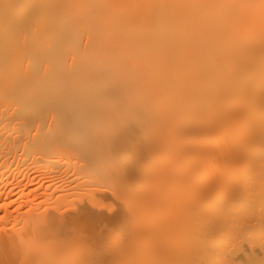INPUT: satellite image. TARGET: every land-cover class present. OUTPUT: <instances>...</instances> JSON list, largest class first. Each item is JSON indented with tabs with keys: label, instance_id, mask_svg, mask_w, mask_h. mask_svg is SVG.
Masks as SVG:
<instances>
[{
	"label": "bare ground",
	"instance_id": "6f19581e",
	"mask_svg": "<svg viewBox=\"0 0 264 264\" xmlns=\"http://www.w3.org/2000/svg\"><path fill=\"white\" fill-rule=\"evenodd\" d=\"M33 170L0 264H264V0H0L6 198Z\"/></svg>",
	"mask_w": 264,
	"mask_h": 264
},
{
	"label": "rangeland",
	"instance_id": "374dc122",
	"mask_svg": "<svg viewBox=\"0 0 264 264\" xmlns=\"http://www.w3.org/2000/svg\"><path fill=\"white\" fill-rule=\"evenodd\" d=\"M29 169L32 170V168H28V169L26 168V172H27ZM24 170H25V169H24ZM26 172H25V173H26ZM29 172H30V175L32 174L31 177H32V178H35V179H32V178L29 179V176H30V175L27 173V175H28V177H27V176L25 175L24 171H23V172H22V173H23V174H22V177H25V179H27V178H28V179L25 180V181H23L24 179H23L22 177H21V178H22L23 180H22L21 178H19L20 181H21V183H22V185H21V186H20V185L17 186V188H18V187H22V186H24V185L27 186V184H28L29 187H28V186H27V187H26V186L22 187V188H24V189H22V190H23L25 193H24V192L22 193V192H20L19 190L16 191V192H14V190H15V188H14V189H12V190H13V194H12L10 197H7V198H6V194H9L8 192H7V193L5 192L7 188L4 190L3 186L0 187V190L3 188L2 190H4V192H5V194H4V192L0 191V192H2V194H3V195L0 196L1 199H2V201L6 202V203H8V204H9L10 201L12 202V203L10 202L12 205L9 204V207H8V205H7V206L5 205V206L7 207V209H9L10 212L12 211V208H14L13 210L15 211V208H17V207H18V209H20L22 212H24L25 210H28V209L30 210V209H31V207H30L31 203H29V201H30V202L33 201V203H34V201H36V198H35L36 196H34V195H37V194L39 195V192H36V191H41V190H43V189H44V190L47 189V192H49L48 190H50V188L52 189V186H53V188H54V187H57V185H59V183H57L56 186L53 185V184H51V183H50L51 185L49 184V181H48L47 179H50V177L53 176V175H51V176L49 175V176H48L49 178L46 179L47 176H44V174H43V175L40 174V173L43 172V171H42V172H39L38 174H40L41 176H43V178H42L41 176H40L41 178H39V177L36 178L35 176H37V171L35 172V171L33 170V171H29ZM33 174H34V176H33ZM35 174H36V175H35ZM67 174H68V173H67ZM67 174H65V175L68 176ZM23 175H24V176H23ZM45 175H46V174H45ZM56 175L59 176V175H61V174H57V173H56L54 177H56ZM62 175H63V174H62ZM62 175H61V176H62ZM65 175H64V176H65ZM38 176H39V175H38ZM64 176H63V177H64ZM69 176H70V174H69ZM69 176H68V177H69ZM17 177H19V176H17ZM59 177H60V176H59ZM63 177H62V178H63ZM70 177H72V176H70ZM8 178L11 180V177H8ZM44 178L47 180V181H46V184H49L50 186L44 184L45 182H44V183L42 182V181L44 180ZM64 178H65V177H64ZM72 178H73V177H72ZM65 179H66V178H65ZM65 179H63V181H67V180H68V181L66 182L67 184H66V183L63 184L62 182H60V184L62 183V186H61V187H66V185L68 186V182L71 180V178H69L70 180H69L68 178H67V180H65ZM30 180H31V181H30ZM36 180H37V181H36ZM155 180H156V182H158L157 179H155ZM22 181H23L25 184H23ZM39 181H41V182L43 183V185H42V184H39V183H41V182H39ZM44 181H45V180H44ZM145 181H147V179H146ZM145 181H144V183H146ZM12 182H13V181H12ZM26 182H27V184H26ZM28 182H30V183H28ZM34 182H36L37 185H36ZM37 182H38V183H37ZM153 182H154V180H153ZM153 182H152V183H153ZM156 182L154 183V186H155ZM1 184H3V182H2ZM1 184H0V185H1ZM30 184H32V185H30ZM69 184H70V183H69ZM71 184H73V183H71ZM12 185H14V183H13ZM16 185H17V184H16ZM16 185H14V186H16ZM40 185H41V186H40ZM63 185H64V186H63ZM158 185H159V183H158ZM35 186H36V187H35ZM37 186H38V187H37ZM45 186H46V188H44ZM47 186H48L49 188H47ZM34 187H35V188H34ZM58 187H60V186H58ZM17 188H16V190H17ZM38 188H39L40 190H39ZM8 189H10V188H8ZM8 189H7V190H8ZM18 189H20V188H18ZM37 189H38V190H37ZM52 190H53V189H52ZM76 190H77V189H76ZM78 190H80V189H78ZM8 191H9V190H8ZM33 191H34V192H33ZM30 192H31V193H30ZM11 193H12V191H11ZM32 193H33V195H32ZM34 193H36V194H34ZM148 193H149V192H145L144 195H148ZM4 195H5V197H4ZM24 195H25V196H24ZM38 195H37V196H38ZM28 196H29V197H28ZM39 196H40V195H39ZM39 196H38V198H37V201H39L38 199H40ZM88 197H89V196H88ZM88 197L84 196V202L87 203L89 199H90V201H91V198L88 199ZM5 198H6V199H5ZM34 198H35V199H34ZM85 198H87L88 200L86 199V201H85ZM1 199H0V201H1ZM7 201H8V202H7ZM27 201H28V202H27ZM37 201H36V202H37ZM90 201H89V202H90ZM14 202H15V203H14ZM89 202H88V203H89ZM0 203H1V202H0ZM2 203H3V202H2ZM20 203H21V204H20ZM28 203H29L30 205H29ZM24 204H25V205H24ZM41 205H42V204H41ZM41 205H40V207L43 206V208H44V204H43L42 206H41ZM3 206H4V205H2V208H3ZM6 207H4V208H6ZM20 207H21V208H20ZM29 207H30V208H29ZM40 207H39V208H40ZM263 207H264V206H262L261 209H263ZM4 208H3V209H4ZM24 208H25V209H24ZM26 208H27V209H26ZM259 208H260V207H259ZM7 209H6V210H7ZM18 209H17V210H18ZM1 210H2V209H1ZM17 210H16L15 212H18ZM20 210H19V211H20ZM40 210H42V209L40 208ZM263 210H264V209H263ZM14 211H13V214L15 213ZM0 212H1L0 214H2L3 210L0 211ZM24 213H25V212H24ZM101 213L103 214L102 211H101ZM263 213H264V211H263ZM98 215H99V214H98ZM103 215H104V214H103ZM100 216H101V215H100ZM111 217H113V216L110 214V219H109L110 222L108 221V224L110 223V224L108 225V228H110V229H109L108 231H106V233L109 234V236H107L108 239H109L110 236L112 237V235H111V234L113 233V232H111L112 226H114V224L117 223V222L114 223V221L111 219ZM9 219H10V217H9ZM11 220H12V218H11L10 220H8V223H9L8 225H10V226H8V227H11V224H12V222H10ZM114 220H115V219H114ZM111 221H113V222H111ZM6 223H7V222H6ZM111 225H112V226H111ZM91 226H92V227H90V228L92 229V228L94 227V225L92 224ZM95 226H96V225H95ZM109 226H110V227H109ZM6 227H7V224H6ZM108 228H107V229H108ZM53 229H54V228H53ZM93 229H97V227H96V228H93ZM104 229H105V227H104ZM105 230H106V229H105ZM54 231H55V229H54V230H50V229H49V230H46V233H45V234L48 235V233L51 234L50 232H53V233H54ZM47 232H48V233H47ZM110 233H111V234H110ZM109 240H111V239H109ZM109 242H110V241H109ZM111 244H113V245L116 247L118 243L115 242V243H111ZM111 244H110V245H111ZM113 245H112V246H113ZM100 251H101V250H100ZM84 261H85V259L83 260V262H84ZM84 263H86V262H84Z\"/></svg>",
	"mask_w": 264,
	"mask_h": 264
}]
</instances>
